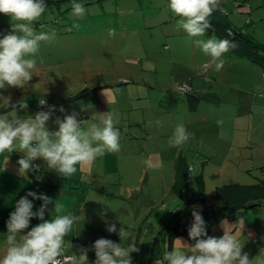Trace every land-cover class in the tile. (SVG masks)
Wrapping results in <instances>:
<instances>
[{
    "label": "rangeland",
    "instance_id": "374dc122",
    "mask_svg": "<svg viewBox=\"0 0 264 264\" xmlns=\"http://www.w3.org/2000/svg\"><path fill=\"white\" fill-rule=\"evenodd\" d=\"M238 1L221 0V6L227 10L237 9L229 13L228 21L264 46V0H247L235 7ZM74 2L85 7L83 17L73 15ZM45 3V12L32 27L37 32L55 31L56 38L51 43L41 42L36 56V75L25 87L0 89V109H5L3 105L7 98L10 103L24 100L28 108L18 109L17 115L26 119L34 118L36 112L47 111L48 105H54L57 110L46 123L49 131L58 130L56 119L63 120L73 111L78 113L77 120L85 130L92 123H100L108 112L115 113L119 118L115 126L120 132V151L106 152L101 161L103 169L110 171L109 177L116 174L119 177L116 184L109 186L112 196L94 203L99 204L96 206L103 216H124L127 227L123 237L120 238L117 232L108 239L126 248L137 239L140 245L144 244V254L146 249L150 251L155 238L151 264H164L167 244L157 230L171 228L179 219L187 221L193 206L200 209L205 205L222 204L214 197L218 186L251 185L264 179L260 167L264 165V118L254 119L252 140L258 141L247 143L253 148L255 161L252 163L249 159L235 158V165L240 163L237 168L228 161L229 158L227 160L221 154L211 155L207 142L198 146V140L193 138L195 129L202 131L201 135H215L212 137L215 139L220 134L221 138L230 135L231 126L226 122L221 124V132L219 124L211 127L210 124L206 127L198 124L196 116L190 115L192 111L187 113V104H182V98L187 99L186 93L178 91L181 83L178 79L190 69L194 72L204 69L202 57L206 55L194 41L219 37L208 30L205 37H191L183 29L177 30L176 22L180 17L168 7L169 0H45ZM13 23L10 16L0 13V38L11 31ZM74 24H78L79 29L73 27ZM69 28L72 30L68 31ZM110 29L115 30V35H109ZM41 58L43 63L39 62ZM238 66L235 72H231L233 68H227L229 75L236 81L239 77L241 86L252 87L250 93L263 97L260 91L263 84L259 78L263 80L264 65L246 57ZM225 79L228 80V76ZM121 81L127 83L121 84ZM167 83L166 91H173L171 96L163 93ZM244 96L251 100L250 95ZM41 99L46 105H40ZM60 106L64 112L58 110ZM168 108L174 109L172 113L164 110ZM208 108L207 104L201 103L198 110ZM10 111V107L0 111V116L8 115ZM80 118L84 121H79ZM158 120L162 125L156 124ZM178 124H183L192 134L181 145V149H188L184 153L189 164L194 165L190 174L202 173L205 183L204 202L197 195L188 206L172 192L175 178L171 158L176 147H170L168 142ZM197 147L202 153L197 152ZM250 153L251 149L243 151L246 158ZM194 160H197L196 166ZM53 173L58 174L54 170ZM40 176L46 178L49 175L43 173ZM260 185L264 188V184ZM259 189L257 186L247 189L248 194H252L250 198L258 205L240 217L219 216L207 231L208 235L216 237L223 235L224 228L237 233L238 221L243 219L239 239L244 242L242 251L249 254L252 264H264V195H260ZM101 224L98 220L94 226L100 227ZM96 232V237L100 238L102 234ZM178 239L187 244L195 242L180 235L172 242L170 251L179 246Z\"/></svg>",
    "mask_w": 264,
    "mask_h": 264
},
{
    "label": "clouds",
    "instance_id": "9594fccd",
    "mask_svg": "<svg viewBox=\"0 0 264 264\" xmlns=\"http://www.w3.org/2000/svg\"><path fill=\"white\" fill-rule=\"evenodd\" d=\"M168 7L180 17L176 22L177 30L183 29L191 37H205L206 30L212 27L209 17L222 10L221 0H169ZM72 9L73 15L77 17L85 14V7L80 3L74 2ZM45 10V0H0V13L10 16L14 22L11 31L0 38V89L25 87L36 75V56L41 42L51 43L56 38L55 31L37 32L32 27ZM73 27L79 29L78 24ZM109 35H115V30L110 29ZM228 35L233 36V33L229 32ZM194 44L211 57L216 71L224 66L223 54L238 47L235 40L218 39L216 36L196 39ZM39 62L44 61L41 58ZM181 91H190V88L185 84ZM39 103L41 106L46 105L44 99ZM3 107H10L11 111L8 115L0 116V154L13 151L24 153L17 161L18 173L22 176L39 170L40 166L33 164V161L40 159L46 162L48 169L62 177H71L77 172V164L90 169L93 162L106 152L120 151V132L115 126L119 118L115 113L108 112L100 123H92L85 130L77 120L78 113L73 111L65 115L63 120L57 118L58 130L49 131L46 123L57 110L56 106L48 105L47 111H38L34 118L26 119L17 115L18 109L28 108L24 100L10 103L7 98ZM58 110L64 112L63 106ZM156 124L162 125V122L158 120ZM191 135L183 124H178L169 139V146H181ZM7 162L8 157L4 161L5 166ZM28 197L42 201L36 211H33V200ZM50 203L56 215L52 219H45ZM33 217L41 222L25 232ZM192 217L188 236L195 241L194 244L182 243L178 239L179 246L164 255L167 264H252L249 254L242 251L244 242L239 239L244 227L243 219L238 221L237 233L224 228L223 235L216 237L207 234L206 222L199 206H193ZM78 219L62 203L54 204L47 195L29 190L16 201L15 210L6 221L7 247L0 264H89L88 249L83 246L79 248V254H65V237ZM106 230L118 232L120 238L124 235V229H117L114 223L108 224ZM92 248L96 257L93 264H131L130 253L139 251L135 244L126 248L107 238L96 239Z\"/></svg>",
    "mask_w": 264,
    "mask_h": 264
},
{
    "label": "crops",
    "instance_id": "0c3cea01",
    "mask_svg": "<svg viewBox=\"0 0 264 264\" xmlns=\"http://www.w3.org/2000/svg\"><path fill=\"white\" fill-rule=\"evenodd\" d=\"M245 58L246 56L240 53L228 51L222 56L226 67L223 66L220 71H216L214 64L211 62V57L206 55L202 57V65L204 67L202 71L194 72L190 69L186 75L178 79V82L188 81L192 89L190 93L197 97V100L193 101V103L182 98V104H187L189 108V110L187 109V113L192 111L191 114H189L191 116H196L199 122L198 124H202V127H206L208 124H210L209 127L214 124H219L221 132L223 130L221 124L226 122L231 126L230 135L221 138L220 134L217 135L215 139L212 138L215 135H201L200 133H202V131L195 129L196 132L193 138L198 140V146H200L201 142H207L206 144L210 148L209 152L211 155L221 154L227 160L229 158L228 161L233 162L234 166L237 168H239L238 166L240 163L235 165V158H240L241 160L244 158L249 159L251 163L255 161L254 153H252L253 148H250L251 145L248 144H250L249 142L251 141H258L256 139L252 140L254 119L264 118V76L263 80L261 77L259 78L260 82L263 84V88L260 90L263 94L262 97L259 96L258 93H250L249 90L252 87L248 89L246 85L241 86L239 77L236 81L227 71L232 68L234 70L231 72L237 71V67H239L238 63ZM227 76L228 80L225 79ZM209 81H211V83H209ZM123 83L127 82L121 81V84ZM167 86H169L168 83L163 87V93L165 91L166 95H173V91H166ZM255 86L256 85H254L253 88H255ZM245 94L250 95L251 100L247 97L245 99ZM235 97L236 101L234 100ZM244 99L246 100L245 104H243ZM201 103L207 104L209 107L208 110H201V112H199L198 108ZM227 109H231V111H227ZM164 110L168 113H172L174 109L168 108ZM200 125H198V127H200ZM262 126L261 123V128ZM250 149L251 153L246 158L243 151ZM184 150L188 152V149ZM184 150L181 149V146H177L173 151L171 159L175 162L177 158H186L187 154L184 153ZM14 152L19 153L21 156L24 155V153L20 151ZM197 152L202 153L198 150V147ZM190 154L194 156L193 152ZM195 155L198 156L197 154ZM7 157L8 162L5 166L4 161ZM101 158L104 157H98L93 162L90 169L82 168L81 165L77 164V172L73 176L65 178L60 174H51L50 172H53V170L48 169L46 162L40 159H36V161L33 162V164H38L40 166L39 170L36 172L30 171L26 176H22L18 173L19 165L17 160L7 152L0 154V258L3 257L7 247L6 221L9 218V214L15 210L16 201L31 190L38 194L43 193L47 195L53 200L54 204L62 203L67 210L72 211L79 218L73 225L72 231L65 237V254H79V248L83 246L88 249L87 256L89 264H93L96 259L95 252L92 248L93 244L88 243H94V241L99 238L95 235L97 233L96 231H100L102 234L100 238L108 239L110 235L116 233H110L106 230L107 223L116 224L117 229H124L127 227V224H124V216H103L99 206H96L99 204L94 203L98 200L106 199L109 195L112 196L111 191H109L111 190L109 186L116 184L119 177V174H116L115 177H109L108 174L110 171L103 169ZM194 164L196 166L197 160H194ZM189 166L191 165L189 164ZM191 168L194 170V165L191 166ZM246 170L248 171L249 169ZM40 173H45L49 176L43 178L40 176L42 175ZM28 199L33 200L32 197H28ZM41 204V200H33V211H36ZM52 207L53 205L50 203L48 205V210L45 212V219H52L56 215ZM98 220H100L102 224L100 227H95L94 224L97 223ZM40 222L38 218H31L29 229H26L25 232ZM155 242L156 239L153 238L150 251L146 249L143 254L144 249L142 247L144 244L140 245L137 239H135L134 244L139 251L131 253V264H141V261H143L142 264H151L152 248Z\"/></svg>",
    "mask_w": 264,
    "mask_h": 264
},
{
    "label": "trees",
    "instance_id": "16d2710c",
    "mask_svg": "<svg viewBox=\"0 0 264 264\" xmlns=\"http://www.w3.org/2000/svg\"><path fill=\"white\" fill-rule=\"evenodd\" d=\"M246 1L247 0L238 1V5L235 7L242 5V3H245ZM221 9L222 10L214 12L209 17L212 27L207 30L213 31L215 34L218 35L219 39L235 40L238 44V47L229 51H233L234 53H240L264 65V46L255 41L250 35H247L240 29H237L236 27L232 26L227 19L229 13L237 9L234 8L233 10H227L222 6ZM229 32L233 33V36H229ZM183 84H187L190 88V91H181L180 87ZM191 90L192 89L188 81L179 83L178 91L180 93H186L187 100L193 103V101L197 100V97L190 93ZM8 109L9 108H2L0 109V111H5ZM8 154L12 155V157L17 161L23 157L19 153H16L14 151ZM190 169L191 167L189 166L187 157H180L175 160V180L174 184L172 185V192L178 200L183 201L185 206H188L190 203H192L193 197H196L197 195L201 198L202 202H204L205 200V183L202 177L203 175L202 173L191 175ZM261 169L264 172V166H262ZM36 171L37 170H33L31 172ZM50 173L55 174L53 172ZM260 184H264V179H260L257 184L248 185L241 183H232L223 184L222 186L216 187L214 191V197L216 199H220L222 204L218 206L205 205L204 207L199 209L201 211V215L204 221L206 222V231L210 229L212 224L217 220L219 216L227 214L231 217H240L244 213H246L248 209L258 205L257 203L253 202V200L250 198L252 194H248L247 189H249L250 187L257 186L258 188H260L258 192L262 196L264 195V188L261 187ZM188 194L190 195L188 196ZM192 211L193 209L189 212L190 217L187 221L179 219L174 223V225H172L171 228L162 227L157 230V232L162 237V241L165 243V245L167 244V249L165 250V253L170 251L171 244L176 237L180 235L188 236V229L193 222ZM164 229H167L166 232L164 231ZM164 264H167V262L164 261Z\"/></svg>",
    "mask_w": 264,
    "mask_h": 264
},
{
    "label": "built area",
    "instance_id": "2783aa9c",
    "mask_svg": "<svg viewBox=\"0 0 264 264\" xmlns=\"http://www.w3.org/2000/svg\"><path fill=\"white\" fill-rule=\"evenodd\" d=\"M183 85H185V84H183ZM183 85L180 87V88H182L183 87ZM189 87V86H188ZM79 121H81V120H79ZM83 121V120H82Z\"/></svg>",
    "mask_w": 264,
    "mask_h": 264
}]
</instances>
